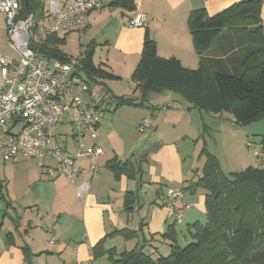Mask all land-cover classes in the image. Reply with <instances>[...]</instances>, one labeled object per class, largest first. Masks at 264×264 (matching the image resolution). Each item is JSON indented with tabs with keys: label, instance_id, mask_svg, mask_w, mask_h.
Segmentation results:
<instances>
[{
	"label": "crops",
	"instance_id": "crops-1",
	"mask_svg": "<svg viewBox=\"0 0 264 264\" xmlns=\"http://www.w3.org/2000/svg\"><path fill=\"white\" fill-rule=\"evenodd\" d=\"M110 1L101 0V9L88 15L85 36H88V30L102 21L116 25L117 40H107L106 43L110 49H117V64L108 60L105 70L121 80L126 73H133L138 66L146 31L156 42L157 54L161 58L174 57L186 68L197 69L200 56L188 27L190 13L205 9L210 16H214L240 0H135L136 10L133 12L121 7H111ZM137 15H142L145 19L144 26L130 28L128 24ZM261 16L264 27V3ZM135 87L133 83V88ZM172 93L174 92H163L154 98L151 94L149 98L155 106L150 108L146 104L123 106L113 110L111 115L103 107L105 113L97 136H87L84 140L87 147H98L104 151L96 160L97 171L90 170L92 164L88 160L78 163L84 169L78 183L85 182L90 187L82 199L77 196L76 187L65 177L48 179L40 165V172L34 169L31 173L30 183H36L37 190L28 200H23L22 195L15 192L16 181L12 182V178L7 177L6 184L0 180V203L3 202L5 206L0 223V264H51L50 257L62 259L66 264H101L100 261L111 264L107 253L112 249L118 254L143 249L159 258L170 255L174 245L185 246L191 240V225L197 222L203 224L207 219L205 192L202 189L186 190V187L190 181H196L194 177H199V173L193 171L192 156L208 127L203 120L204 110L192 108L178 94L186 102L182 103ZM136 94L138 98L139 95L137 92ZM166 101L183 104L186 111H181V115L160 111L162 105H167ZM166 107L169 109L170 105ZM107 114L111 119L113 116L117 117L110 128L103 126ZM217 116L218 114L213 116V127L223 124L222 120L218 123V119H215ZM145 118H150L152 122L149 135L152 145L148 152L136 156L134 153L140 142L133 144L130 137L133 126ZM60 125L72 130L65 121ZM181 125L183 129L180 128ZM252 126L254 125L244 128L246 133ZM127 129L129 135L124 138L123 130ZM136 129L140 134L145 133ZM65 139L67 138L60 141L62 146ZM191 139L196 140L192 147L189 145ZM248 145L247 148H250ZM75 150L74 141L72 153ZM261 151L264 152V148ZM256 153L255 151L251 158L255 160L254 167L264 169V165L256 158ZM114 158L121 162H135L139 166L135 177H117L109 170L107 163ZM24 159L29 158L18 157L1 163L3 169L10 170L16 166L9 167L6 164H16ZM242 159L249 164L248 157ZM246 168L242 166L235 171ZM232 173L235 172L231 171ZM48 186L51 193L48 192ZM177 189L184 191V200L191 205L185 209L181 222L177 221L176 211L165 207L160 200L162 194ZM128 195H132L130 200L135 198L131 210H127ZM175 208L182 209L183 202L177 200ZM171 230L176 242L164 237ZM9 234L12 238L7 237ZM119 240H122L121 248L117 246ZM100 243L102 244L97 252L99 256L96 257L92 250ZM24 247L29 248V257L24 253ZM129 247L133 249L128 250ZM99 257L102 258L97 259Z\"/></svg>",
	"mask_w": 264,
	"mask_h": 264
},
{
	"label": "trees",
	"instance_id": "trees-1",
	"mask_svg": "<svg viewBox=\"0 0 264 264\" xmlns=\"http://www.w3.org/2000/svg\"><path fill=\"white\" fill-rule=\"evenodd\" d=\"M21 1V15L38 13L41 0ZM263 3L264 0H240L214 16L205 9L193 10L188 27L200 56L197 69L186 68L174 57L161 58L156 42L146 31L141 59L132 75L138 103L131 97L112 96L117 101L116 110L145 106L151 94L171 91L181 95L192 108L216 115L228 113L243 127L263 120ZM109 6L136 10L135 0H111ZM64 42L59 35L48 36L41 51L50 60L69 62L71 56L59 48ZM94 45L91 43L82 55L88 80H120L96 65ZM108 98L111 99L105 95V100ZM201 155L206 157L202 177L190 181L186 190L205 192L206 224L191 225V240L183 247L174 245L166 257L155 258L143 249L120 254L112 249L107 253L111 264H264V169L250 166L227 177L219 160L205 146ZM107 167L117 177L133 178L139 170L135 162L117 158L108 161ZM130 196L127 210H131L135 199L130 200ZM172 233L171 230L164 237L176 242ZM7 237L12 238L11 234ZM101 244L92 250L96 257ZM23 251L30 256L28 247Z\"/></svg>",
	"mask_w": 264,
	"mask_h": 264
},
{
	"label": "built area",
	"instance_id": "built-area-1",
	"mask_svg": "<svg viewBox=\"0 0 264 264\" xmlns=\"http://www.w3.org/2000/svg\"><path fill=\"white\" fill-rule=\"evenodd\" d=\"M101 6V0H41L37 14L21 15V0H0L10 48L20 53L18 60L0 55V162L36 159L48 179L65 177L80 199L90 187L78 183L84 173L78 163L90 161L95 172L96 160L104 154L103 149L84 143L87 136H97L104 108L86 100L90 88L80 76L84 73L82 56L70 57L69 62L50 60L41 46L48 36L60 32L83 36L88 15ZM144 22L137 15L128 26L143 27ZM64 121L72 129L74 153L68 151V140L62 146L56 134L55 128ZM151 127V119L145 118L138 129L145 132ZM256 158L264 165V152H257ZM184 198L181 189L160 196L165 207L176 211L178 222L191 206ZM177 200L183 202L182 209L175 208Z\"/></svg>",
	"mask_w": 264,
	"mask_h": 264
},
{
	"label": "rangeland",
	"instance_id": "rangeland-1",
	"mask_svg": "<svg viewBox=\"0 0 264 264\" xmlns=\"http://www.w3.org/2000/svg\"><path fill=\"white\" fill-rule=\"evenodd\" d=\"M112 21V20H111ZM107 21H102L101 23H98L95 25L92 30H88V36L86 34L79 37L75 33H64L60 32L59 37L61 39H65V42L59 46L61 52L67 56H71L74 58L80 57L81 55H84L86 50L88 49V46L91 43H94V61L97 66H101L102 68L106 69V66L108 65V60L112 61L113 63L117 64V49H110V46L106 43L107 40L116 41L117 40V27L114 24H108ZM0 55H3L8 58H12L15 60H18L20 58V53L17 51H14L10 48V42H9V34L8 29L6 26V23L4 21V18L0 14ZM133 73H126L121 80H103L99 81V83H95L92 81H89L85 73H81V77L85 83L89 85V88H91V91L87 92L86 94V100L88 102H91L94 105L102 106L106 108L110 113L113 112V110L117 107V101L115 98H112V96L117 98V95H126L130 96L132 99H134L135 104L138 103L137 94L135 92V89L133 88V80H132ZM113 94V95H112ZM176 97H179L181 99L180 101L182 103H186L185 100L181 96H179L176 93H172ZM105 95L110 96L111 99L108 98V100H105ZM158 94H152L151 97L154 98ZM149 103H146V106L153 107L155 106V103L152 101L151 98L148 99ZM184 101V102H183ZM167 105H170V108L165 110L166 106L162 105L160 111H168L172 114H178L181 115V111H186L183 107V104L179 103H173L170 101H166ZM203 120L208 127L207 133L204 134V138L202 137L198 146L195 155L192 156L193 163H194V169L193 171L195 173H199L194 178L197 180L198 178L202 177V173L205 167L206 163V157L200 155L201 149L205 146L207 148V151L210 152L212 155H214L220 163V166L222 168V171L225 176L231 177V171L236 172L235 170H238L242 166L244 167H250L254 166V161L251 158L253 157L254 152L261 151L262 148H264V119L259 120L257 122L251 123L245 127L238 125L234 118L231 117L228 113H222L218 114V123L222 120L223 124H220L216 127H213L215 124V120L213 119V116L216 114H211L206 111H203ZM108 115V114H107ZM113 115V113L111 114ZM211 115V117H210ZM213 115V116H212ZM117 119V117L106 116V118L103 120V126L110 128L111 124ZM114 120V121H113ZM117 121V120H116ZM141 123V122H140ZM140 123H136L133 126L132 130V137H130V140L133 142V144H138L137 151L134 153L136 156H140L143 153L148 152L150 150V147L152 145V141L149 139L150 131L152 129H146L144 134H140L136 128H138V125ZM222 125V126H221ZM250 125L252 128H249V130L246 131L244 128H247ZM219 126H221L219 128ZM180 128H184L182 125ZM56 134L59 136V141H61L64 137H66L69 141V151L72 153V149L74 148V140L72 138V130L64 127L63 125H60L55 128ZM120 130V129H118ZM129 129L124 132V138L129 135ZM63 134H67L68 136H63ZM195 138V137H192ZM141 140V141H140ZM145 140V141H143ZM190 140V146H194L196 144V140L192 141ZM250 143V148H247L246 145ZM244 157L247 159L249 158V164L242 159ZM257 160V159H256ZM253 161V162H252ZM9 167L16 166V168H13L10 170L3 169V165L0 162V180H2L5 184L7 182V177L12 178L11 181H16V185L14 186L15 192L17 194L22 195L23 200H28L30 196L36 194L37 186L36 183H30L31 181V173H33L34 169L39 168V161L36 159H24L20 162H17L16 164L8 163L6 164ZM192 178V177H191ZM48 192H52L50 186H48ZM43 191H45V188H42ZM41 189V190H42ZM27 191V192H26ZM43 198V196H41ZM21 206V205H20ZM19 207V205H17ZM5 212V206L4 203H0V223L3 219ZM9 221V220H8ZM6 222L7 224L9 222ZM206 221L203 224H206ZM185 235H187L185 233ZM189 240V237H188ZM122 240H119L117 242V246L119 248L122 247ZM133 249V248H130ZM102 257H99L97 259H100ZM51 264H66L62 261V259H56L50 257ZM101 264L105 263L104 261H100ZM46 264V263H45Z\"/></svg>",
	"mask_w": 264,
	"mask_h": 264
}]
</instances>
